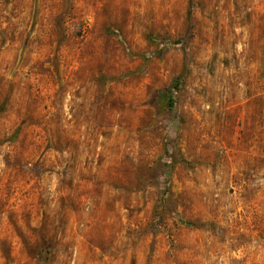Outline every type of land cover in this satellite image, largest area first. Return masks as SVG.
Returning <instances> with one entry per match:
<instances>
[{
	"label": "rangeland",
	"instance_id": "374dc122",
	"mask_svg": "<svg viewBox=\"0 0 264 264\" xmlns=\"http://www.w3.org/2000/svg\"><path fill=\"white\" fill-rule=\"evenodd\" d=\"M0 264H264V0H0Z\"/></svg>",
	"mask_w": 264,
	"mask_h": 264
},
{
	"label": "trees",
	"instance_id": "16d2710c",
	"mask_svg": "<svg viewBox=\"0 0 264 264\" xmlns=\"http://www.w3.org/2000/svg\"><path fill=\"white\" fill-rule=\"evenodd\" d=\"M180 83H181V76L180 75L175 76L170 82L169 86L161 95L163 103L166 105V107L169 110H171L174 107L175 91L178 89ZM186 223H190V222H186Z\"/></svg>",
	"mask_w": 264,
	"mask_h": 264
}]
</instances>
